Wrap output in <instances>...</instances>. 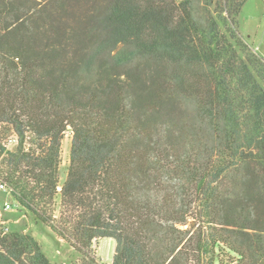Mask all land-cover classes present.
I'll use <instances>...</instances> for the list:
<instances>
[{
  "label": "trees",
  "instance_id": "trees-1",
  "mask_svg": "<svg viewBox=\"0 0 264 264\" xmlns=\"http://www.w3.org/2000/svg\"><path fill=\"white\" fill-rule=\"evenodd\" d=\"M245 1L0 0V184L79 264H104L100 238L112 264H264V58L231 26ZM0 264L52 263L3 230Z\"/></svg>",
  "mask_w": 264,
  "mask_h": 264
},
{
  "label": "rangeland",
  "instance_id": "rangeland-1",
  "mask_svg": "<svg viewBox=\"0 0 264 264\" xmlns=\"http://www.w3.org/2000/svg\"><path fill=\"white\" fill-rule=\"evenodd\" d=\"M225 0H216L218 6ZM242 0H238L240 2ZM232 28H234L247 44L252 52L264 58V0H247L234 17ZM224 29V24L221 25ZM72 133L67 131L62 142V163L60 167L61 183L66 179L69 167ZM12 148L15 142L9 144ZM6 201L15 203L17 206L12 211L6 212L2 206ZM7 229V232H21L32 235L41 245L44 253L52 264H79L83 256L69 244L60 241L52 231L35 218L26 213L19 205L6 194L0 193V233ZM116 242L109 238H100L93 241L92 252L104 264H112L115 253ZM215 264H229L237 261L234 254L223 250L216 256Z\"/></svg>",
  "mask_w": 264,
  "mask_h": 264
},
{
  "label": "built area",
  "instance_id": "built-area-1",
  "mask_svg": "<svg viewBox=\"0 0 264 264\" xmlns=\"http://www.w3.org/2000/svg\"><path fill=\"white\" fill-rule=\"evenodd\" d=\"M12 142H15V140H13ZM0 191H2L3 193H5L7 196L11 197V190L7 187L6 184L1 183L0 184ZM17 205L15 203H11L9 201H6L4 203V205L2 206V209L6 212L12 211L13 208H15ZM4 231L6 232L7 229L4 228Z\"/></svg>",
  "mask_w": 264,
  "mask_h": 264
}]
</instances>
